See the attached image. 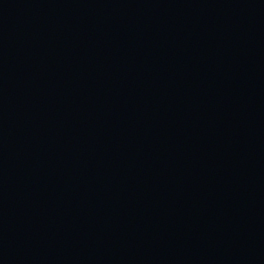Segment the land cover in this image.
<instances>
[{
    "label": "water",
    "instance_id": "1",
    "mask_svg": "<svg viewBox=\"0 0 264 264\" xmlns=\"http://www.w3.org/2000/svg\"><path fill=\"white\" fill-rule=\"evenodd\" d=\"M0 264H264V0H0Z\"/></svg>",
    "mask_w": 264,
    "mask_h": 264
}]
</instances>
